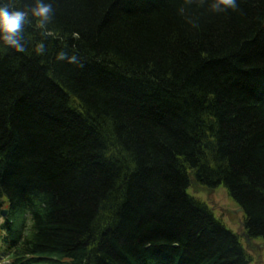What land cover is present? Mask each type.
<instances>
[{
    "label": "trees",
    "instance_id": "16d2710c",
    "mask_svg": "<svg viewBox=\"0 0 264 264\" xmlns=\"http://www.w3.org/2000/svg\"><path fill=\"white\" fill-rule=\"evenodd\" d=\"M45 2L52 36L0 41V259L253 264L189 190L225 188L264 243V0Z\"/></svg>",
    "mask_w": 264,
    "mask_h": 264
},
{
    "label": "clouds",
    "instance_id": "9594fccd",
    "mask_svg": "<svg viewBox=\"0 0 264 264\" xmlns=\"http://www.w3.org/2000/svg\"><path fill=\"white\" fill-rule=\"evenodd\" d=\"M210 8L214 12H224L228 9L238 8L237 0H213ZM55 11L52 3L45 0H31V2L18 5L15 0H0V41L18 53L27 51L24 31L26 26H32L41 30L44 37L52 36L48 25L53 21ZM45 44L41 42L37 46V52L42 54ZM58 60H67L69 63H77L76 55L69 56L67 52L61 51L57 54Z\"/></svg>",
    "mask_w": 264,
    "mask_h": 264
},
{
    "label": "rangeland",
    "instance_id": "374dc122",
    "mask_svg": "<svg viewBox=\"0 0 264 264\" xmlns=\"http://www.w3.org/2000/svg\"><path fill=\"white\" fill-rule=\"evenodd\" d=\"M191 195H194L204 201H206L215 212L216 216L221 218L226 225L239 233H243V229H240V223L243 221L242 212L233 214L231 211H237L236 203L233 202L225 188L220 187L216 190L203 189L196 186V189L192 186L189 190ZM262 244L260 241H252V244L248 249L251 257L253 258V264H264V247L257 249L256 245ZM0 264H8L3 259H0Z\"/></svg>",
    "mask_w": 264,
    "mask_h": 264
},
{
    "label": "water",
    "instance_id": "95a60500",
    "mask_svg": "<svg viewBox=\"0 0 264 264\" xmlns=\"http://www.w3.org/2000/svg\"><path fill=\"white\" fill-rule=\"evenodd\" d=\"M231 212H232L233 214H238L239 212H243V209L240 207L237 211H231ZM6 213H7L6 210H2V211L0 212V214H1L2 217H5ZM243 226H244V224L241 223V224H240V229H239V230H241V229L243 228ZM242 237L245 238V240H246V244H247V248H249V247L251 246V244H252V239L249 238V236H248L245 232L242 233ZM256 247H257V249H261V248L264 247V243L259 244V245H256Z\"/></svg>",
    "mask_w": 264,
    "mask_h": 264
},
{
    "label": "bare ground",
    "instance_id": "6f19581e",
    "mask_svg": "<svg viewBox=\"0 0 264 264\" xmlns=\"http://www.w3.org/2000/svg\"><path fill=\"white\" fill-rule=\"evenodd\" d=\"M243 229V228H242Z\"/></svg>",
    "mask_w": 264,
    "mask_h": 264
},
{
    "label": "flooded vegetation",
    "instance_id": "af4514ba",
    "mask_svg": "<svg viewBox=\"0 0 264 264\" xmlns=\"http://www.w3.org/2000/svg\"><path fill=\"white\" fill-rule=\"evenodd\" d=\"M242 235V234H241Z\"/></svg>",
    "mask_w": 264,
    "mask_h": 264
}]
</instances>
